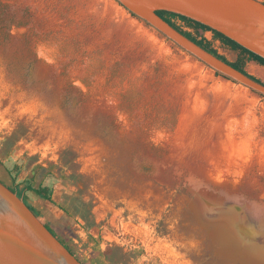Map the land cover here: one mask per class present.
I'll use <instances>...</instances> for the list:
<instances>
[{"label":"rangeland","instance_id":"rangeland-1","mask_svg":"<svg viewBox=\"0 0 264 264\" xmlns=\"http://www.w3.org/2000/svg\"><path fill=\"white\" fill-rule=\"evenodd\" d=\"M14 179L51 190L23 197L83 264H264V97L111 0H0V181ZM192 192L242 208L251 244Z\"/></svg>","mask_w":264,"mask_h":264},{"label":"water","instance_id":"water-1","mask_svg":"<svg viewBox=\"0 0 264 264\" xmlns=\"http://www.w3.org/2000/svg\"><path fill=\"white\" fill-rule=\"evenodd\" d=\"M164 41L182 51L198 67L264 97V85L208 53L163 21L157 11L198 22L264 59V4L261 0H112ZM201 213L224 220L227 238L251 244L253 234L233 218L241 212L232 205L192 192ZM0 264H82L25 205L0 181Z\"/></svg>","mask_w":264,"mask_h":264},{"label":"trees","instance_id":"trees-1","mask_svg":"<svg viewBox=\"0 0 264 264\" xmlns=\"http://www.w3.org/2000/svg\"><path fill=\"white\" fill-rule=\"evenodd\" d=\"M264 4V2H263ZM156 14L166 23H168L171 27H173L176 31H178L179 33H181L182 35H184L186 38H188L190 41H192L193 43H195L196 45H198L199 47H201L202 49H204L205 51H207L208 53L214 55L215 57H217L218 59L222 60L223 62L229 64L231 67H233L234 69L242 72L243 74L247 75L248 77H250L251 79L261 83L264 85V82L260 79H256L255 77L249 75L248 73H246V71L244 70L245 67V62L246 61H254L257 64H259L260 66L264 67V59L258 57L257 55L247 51L246 49L242 48L241 46H239L238 44H236L235 42H233L232 40L224 37L223 35L219 34L218 32L212 31L211 29H209L208 27L192 21L190 19H187L185 17L170 13V12H165V11H157ZM178 20L181 23H183L185 26H188L189 28H191L194 33L195 36L191 35V33L185 32L181 29L180 26H178L175 21ZM199 32H210L212 34V38L214 40H218L222 45L228 47L229 49H231L232 51H238L239 52V56L237 58V60L233 63H230L228 61H226V59L220 55L217 54L216 50H214L211 47V44L209 41L206 40V38L202 37L200 35ZM216 76H219L218 74H215ZM14 183V187L12 186H8L7 188L15 193L17 195L18 198H22L23 202L25 203V205L33 212V214L40 219L39 215L36 214L30 207L29 205L26 203L23 195L25 192H31L33 193L35 196L39 197L42 200H46V201H51V190L46 187V186H39L37 188L33 187V185L31 183L25 184L23 186V188H20L19 184H15V179L12 180ZM40 221L42 222V220L40 219ZM43 223V222H42ZM44 224V223H43ZM44 226L48 229V231L72 254L75 256V254L69 249V247L63 243V241H60L58 238V236L55 235V233H53L54 231H51V229H49L45 224ZM77 258V257H76ZM78 259V258H77ZM79 260V259H78ZM80 261V260H79ZM81 262V261H80ZM82 263V262H81ZM83 264V263H82Z\"/></svg>","mask_w":264,"mask_h":264},{"label":"bare ground","instance_id":"bare-ground-1","mask_svg":"<svg viewBox=\"0 0 264 264\" xmlns=\"http://www.w3.org/2000/svg\"><path fill=\"white\" fill-rule=\"evenodd\" d=\"M111 2L113 3V5L117 6L119 10L125 12L121 7H119V6H118L116 3H114L112 0H111ZM110 6H111V5H110Z\"/></svg>","mask_w":264,"mask_h":264},{"label":"flooded vegetation","instance_id":"flooded-vegetation-1","mask_svg":"<svg viewBox=\"0 0 264 264\" xmlns=\"http://www.w3.org/2000/svg\"><path fill=\"white\" fill-rule=\"evenodd\" d=\"M27 203V202H26ZM49 229H51L50 228V226L49 225H47L45 222H43ZM51 231H53L52 229H51ZM53 233H55V232H53ZM55 235H56V233H55ZM57 236V235H56ZM60 241H62L60 238H58Z\"/></svg>","mask_w":264,"mask_h":264},{"label":"crops","instance_id":"crops-1","mask_svg":"<svg viewBox=\"0 0 264 264\" xmlns=\"http://www.w3.org/2000/svg\"><path fill=\"white\" fill-rule=\"evenodd\" d=\"M261 1H263V0H261ZM264 2V1H263Z\"/></svg>","mask_w":264,"mask_h":264}]
</instances>
